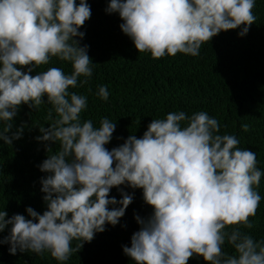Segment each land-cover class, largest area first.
<instances>
[{"label":"clouds","instance_id":"clouds-1","mask_svg":"<svg viewBox=\"0 0 264 264\" xmlns=\"http://www.w3.org/2000/svg\"><path fill=\"white\" fill-rule=\"evenodd\" d=\"M255 2L109 0L105 12L118 14L121 32L138 53L158 60L178 53L196 57L221 32L240 29L244 37L256 20ZM90 15L87 0H0V141L12 145L22 138L24 124L13 130L21 105L34 111L49 106V123L35 138L47 152L38 165L46 210L28 207L27 218L0 211V233L8 230L0 244L13 256L48 254L66 264L106 225L118 224L133 202L123 190L130 188L141 190L152 209L146 218L134 214L139 230L130 246H122L133 264H188L194 257L205 264H264V240L241 230L253 228L249 218L256 215L261 197L255 188L264 173L235 135L220 134L215 118L204 111L169 112L152 119L140 138L131 134L111 150L106 146L116 123L104 117L95 127L81 120L87 96L73 90L93 76L95 64L79 30ZM53 60L71 72L47 67L31 74ZM95 95L107 101L109 91L99 85ZM248 128L241 124L242 131ZM112 189L119 200L110 196Z\"/></svg>","mask_w":264,"mask_h":264},{"label":"trees","instance_id":"trees-1","mask_svg":"<svg viewBox=\"0 0 264 264\" xmlns=\"http://www.w3.org/2000/svg\"><path fill=\"white\" fill-rule=\"evenodd\" d=\"M108 2L87 0L91 15L79 29L85 33L80 44L88 46V56L95 64L89 83L73 90L87 96L88 106L81 113V120H91L95 127L104 117L116 123L112 140L106 146L111 150L131 134L140 138L152 119H163L169 112L191 115L204 111L218 121L220 134L235 135L240 141L238 147L256 154L257 167L264 173V0H256L252 9L256 20L244 37L238 36L240 29L221 32L203 43L196 57L178 53L158 60L149 53L137 52L121 32L118 14H106ZM47 67L71 72L70 65L53 60L31 74ZM99 85L107 87V101L95 95ZM48 107L42 104L34 111L21 105L13 118V130L24 124L22 138L12 145L0 141V211L7 213L6 218L13 214L27 218L28 207L38 214L46 210L39 183L45 174L38 165L47 152L35 138L40 135L38 127L49 123ZM241 124L249 126L247 132L241 130ZM48 147L56 150L55 145ZM123 190L134 197L125 215L115 227L106 225L103 233L84 243L66 264H133L122 246H130L131 235L139 230L134 214L146 218L152 209L144 203L141 190ZM255 190L261 200L256 215L249 218L253 228L241 230L254 240H264V175ZM110 196L121 198L116 189L111 190ZM7 234V229L0 233V240ZM76 243L73 241V246ZM8 247L0 244V264H57L48 254L10 255ZM224 250L233 253L228 246ZM188 264L205 262L194 257Z\"/></svg>","mask_w":264,"mask_h":264}]
</instances>
